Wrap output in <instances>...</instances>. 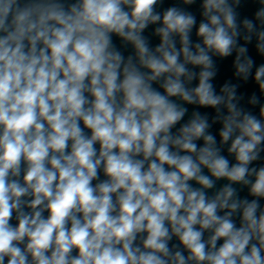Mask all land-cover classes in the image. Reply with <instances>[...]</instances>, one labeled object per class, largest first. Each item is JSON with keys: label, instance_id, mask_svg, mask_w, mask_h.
I'll return each instance as SVG.
<instances>
[{"label": "clouds", "instance_id": "obj_1", "mask_svg": "<svg viewBox=\"0 0 264 264\" xmlns=\"http://www.w3.org/2000/svg\"><path fill=\"white\" fill-rule=\"evenodd\" d=\"M0 264H264V0H0Z\"/></svg>", "mask_w": 264, "mask_h": 264}]
</instances>
